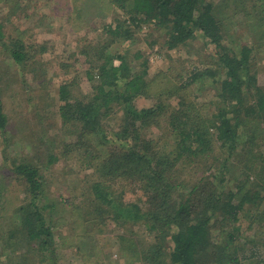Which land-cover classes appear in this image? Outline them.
Here are the masks:
<instances>
[{"label": "trees", "instance_id": "16d2710c", "mask_svg": "<svg viewBox=\"0 0 264 264\" xmlns=\"http://www.w3.org/2000/svg\"><path fill=\"white\" fill-rule=\"evenodd\" d=\"M72 2L76 19L84 12L88 15L99 10L104 3L123 10L131 24H127L126 19L119 20L115 26L107 24L106 32L115 37L113 40L119 37L134 40L144 20H156L160 27L166 28V43L170 49L189 43L199 33L206 49L210 48L217 59L216 70L206 71L221 74L217 80L220 91L216 111L208 116L204 112L207 103L202 106L191 101L179 103L170 117L176 147L172 153H163L155 149L154 142L143 131L157 123L163 106L138 108L136 105L139 97L162 94L154 92L162 89L156 78L147 77L149 58L143 56L141 69L134 71L127 54L107 51L109 43L82 48L89 63L86 76L90 86L84 92L77 91L80 87L76 79L60 83L59 112L64 124L73 126L78 132L77 147L85 149L84 146L94 147L98 143V148L108 150L102 156L90 158L94 161L92 167L97 180L86 196V209L88 219L95 225L86 229L85 234H77V250L84 252L92 242L88 238L105 232L107 224L113 221L121 226L144 225L149 233L139 243L136 237H128L124 226L120 234L124 241L123 251L133 255L138 264H244L243 260L255 257L261 247L264 248V236L256 234L264 226V144L260 154L247 165L246 178L236 185V190H220L224 177L218 182L213 174H205V168L191 190L179 196L182 183L178 166L184 161H200L208 163L209 168L214 164L210 157L216 154L217 147L227 153L229 160L239 147L240 128L251 120L258 124L259 137L264 139V84L257 67L264 54L261 43H243L237 50L226 45L223 25L214 12V4L207 0ZM262 3H254L259 12L258 22L264 20ZM71 16L67 12L65 17L70 21ZM4 28V22L0 21V41L5 35ZM39 48L47 50L43 44ZM29 49L22 37L12 41L14 62L24 64L33 59ZM142 55L140 51L134 59L142 58ZM199 76L200 72L192 78L195 80ZM190 85V82L181 84L177 89L187 95ZM172 89L170 94L176 90L175 86ZM117 113H121V123L119 132L117 129L112 135L114 138L104 131V126ZM7 127L8 116L3 110L0 89V131L4 132ZM17 170L26 181L30 197L24 203H18L13 215L19 218L18 230L30 250L43 254L54 246L53 228L43 213L45 207L39 203L44 178L40 177L38 168L30 165H20ZM251 173L262 182L250 180ZM125 181L141 188L146 197L143 207L136 202H125L124 194L117 192L114 184ZM240 216L245 217L247 223L242 225ZM217 222L226 231L225 240L214 234ZM128 229L130 233L134 232L132 226ZM247 229L253 231L246 240L253 247L249 257H241L243 245L238 241ZM13 237L12 234L10 239ZM131 240L133 243L127 246ZM83 258L87 260L86 252Z\"/></svg>", "mask_w": 264, "mask_h": 264}, {"label": "rangeland", "instance_id": "374dc122", "mask_svg": "<svg viewBox=\"0 0 264 264\" xmlns=\"http://www.w3.org/2000/svg\"><path fill=\"white\" fill-rule=\"evenodd\" d=\"M100 1L110 3V0ZM207 1L214 4V12L224 28L226 45L237 50L243 43L258 42L264 48V20L258 22L259 12L254 6L255 2L260 5L264 0ZM73 9L72 0H0V21L5 24V35L0 41V89L3 110L8 116L7 129L0 131V264H138L133 255L123 251L124 241L120 237L123 226L129 238H137V243L149 236L144 225L121 226L110 221L105 232L88 238L92 242L84 251L87 260L83 258L84 252L77 250V234H85L86 229L90 230L95 225L88 219L86 209V196L97 180L92 167L94 161L90 158L102 156L108 150L98 148V143H94V147L84 146L85 149L77 147L78 132L73 126L64 124L59 112L60 83L76 79L80 87L77 91L84 92L90 86L86 76L89 63L81 52L83 47L109 43L107 51L127 54L134 71L141 69L144 57L149 58L147 77L156 78L162 89L154 92L162 94L139 97L136 105L138 108L163 106L157 123L143 130L160 152L172 153L175 150L176 139L170 117L179 103L191 101L198 106L207 103L204 112L208 116L217 108L220 91L217 80L221 74L206 71L216 70L217 59L210 48L206 49L199 33L189 43L170 49L166 43V28L160 27L156 20H144L134 40L121 37L113 40L115 37L106 32V25L115 26L119 20L126 19L123 10L104 3L99 10L95 9L88 15L84 12L76 19ZM67 12L74 20H67ZM92 17L93 22H90ZM126 22L131 24L128 19ZM21 37L30 46L29 55L33 56L24 64L14 62L11 56V42ZM40 44L47 50L41 51ZM140 51L142 58L134 59ZM257 67L264 84V54ZM199 72L201 76L194 80L192 77ZM188 82L191 85L185 95L177 88ZM173 86L176 90L170 94ZM120 116L121 113H117L105 123L104 131L108 135L115 134L121 123ZM240 131L239 147L229 160L226 159L227 153L217 147L216 154L210 157L214 164L209 168L208 163L200 161L179 164L182 183L179 196L191 190L193 182L205 168V174H213L218 182L224 177L220 190H236V185L246 178L247 165L260 154L264 144L255 121L246 122ZM20 165L38 168L40 177L44 178L39 203L45 207L43 213L53 228L54 246L43 254L30 250L18 230L19 218L13 215L18 203H24L30 197L24 177L18 174ZM258 179L251 173L250 180ZM114 187L118 193L124 194L125 202L144 206L146 197L136 183L119 182ZM241 220L242 225L247 223L245 217ZM218 224L214 234L216 238L225 240L226 231ZM129 226L133 227V233L129 232ZM260 229L256 234L264 236V226ZM12 234L14 237L10 239ZM252 234L253 231L247 229L238 241L243 245L241 257L251 254L253 244L246 240L247 235ZM131 243L132 240L128 241L127 246ZM243 263L264 264V248L261 247L255 257H249Z\"/></svg>", "mask_w": 264, "mask_h": 264}]
</instances>
